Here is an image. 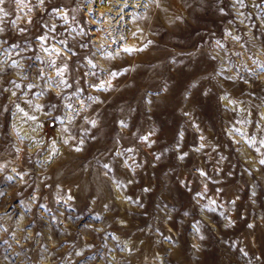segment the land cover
I'll list each match as a JSON object with an SVG mask.
<instances>
[{"label":"rangeland","instance_id":"rangeland-1","mask_svg":"<svg viewBox=\"0 0 264 264\" xmlns=\"http://www.w3.org/2000/svg\"><path fill=\"white\" fill-rule=\"evenodd\" d=\"M145 1L0 2V264H264V0Z\"/></svg>","mask_w":264,"mask_h":264},{"label":"bare ground","instance_id":"bare-ground-1","mask_svg":"<svg viewBox=\"0 0 264 264\" xmlns=\"http://www.w3.org/2000/svg\"><path fill=\"white\" fill-rule=\"evenodd\" d=\"M145 1V0H144ZM141 2V1H140ZM146 2V1H145ZM148 3V2H147ZM105 6V5H104ZM152 6V5H151ZM100 8V7H99ZM181 8H182V6H181ZM211 16V15H210ZM135 20V19H134ZM144 22H146V21H144ZM142 23V22H141ZM130 24L131 25H128L129 26V28L128 29H131L132 30V32H131V35H130V37L128 38V40H126V41H124L123 42V44L122 43H120V45L122 46V45H131V40L133 41L134 40V38L136 39V41L138 40H140V39H138V37L140 36V34L138 35V34H136V32L138 31L139 32V30H134V27H135V25L133 24V23H131V21H130ZM136 24V23H135ZM134 25V26H133ZM146 26V25H145ZM144 27V26H143ZM140 28V27H139ZM146 28V27H145ZM188 28V27H187ZM137 29V28H136ZM141 29H144V28H141ZM133 30L135 31V33L133 32ZM130 32V31H129ZM141 33V32H140ZM142 34V33H141ZM143 35V34H142ZM134 37V38H133ZM125 40V39H124ZM136 41H134L135 43H136ZM141 42V41H140ZM139 42V43H140ZM134 43V44H135ZM138 43V42H137ZM119 45V44H118ZM119 45V46H120ZM112 46V45H111ZM120 46V47H121ZM131 47V46H130ZM124 48H126V46H124ZM133 48V47H132ZM122 49H123V46H122ZM130 49V48H129ZM126 51H127V49H126ZM132 51H134V50H132ZM107 52V51H106ZM133 53V52H132ZM130 54V53H129ZM263 109V111H264V107L262 108ZM55 127V126H54ZM202 132V131H201ZM201 143H204V139H203V136L201 137V141H200ZM205 144V143H204ZM245 148H247V146H245L244 148H243V150L245 149ZM247 150H248V148H247ZM250 151V150H249ZM249 151H247L248 153H250ZM115 192H116V195H121L122 194V189H121V187H116L115 186Z\"/></svg>","mask_w":264,"mask_h":264},{"label":"snow or ice","instance_id":"snow-or-ice-1","mask_svg":"<svg viewBox=\"0 0 264 264\" xmlns=\"http://www.w3.org/2000/svg\"><path fill=\"white\" fill-rule=\"evenodd\" d=\"M0 2H2V0H0ZM262 163H264V161H262Z\"/></svg>","mask_w":264,"mask_h":264}]
</instances>
